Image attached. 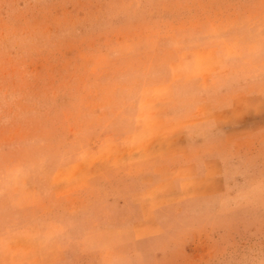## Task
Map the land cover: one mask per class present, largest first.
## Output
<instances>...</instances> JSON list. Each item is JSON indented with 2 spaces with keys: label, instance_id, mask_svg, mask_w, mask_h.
Here are the masks:
<instances>
[{
  "label": "rangeland",
  "instance_id": "rangeland-1",
  "mask_svg": "<svg viewBox=\"0 0 264 264\" xmlns=\"http://www.w3.org/2000/svg\"><path fill=\"white\" fill-rule=\"evenodd\" d=\"M0 264H264V0H0Z\"/></svg>",
  "mask_w": 264,
  "mask_h": 264
},
{
  "label": "crops",
  "instance_id": "crops-1",
  "mask_svg": "<svg viewBox=\"0 0 264 264\" xmlns=\"http://www.w3.org/2000/svg\"><path fill=\"white\" fill-rule=\"evenodd\" d=\"M11 188H0V248L4 253V247L9 250L11 238V226L8 213L5 211V206L11 201Z\"/></svg>",
  "mask_w": 264,
  "mask_h": 264
}]
</instances>
